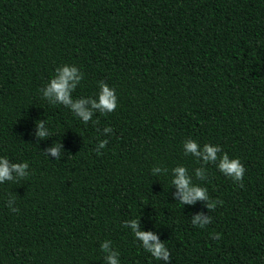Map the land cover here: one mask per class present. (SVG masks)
I'll return each mask as SVG.
<instances>
[{
    "label": "trees",
    "instance_id": "obj_1",
    "mask_svg": "<svg viewBox=\"0 0 264 264\" xmlns=\"http://www.w3.org/2000/svg\"><path fill=\"white\" fill-rule=\"evenodd\" d=\"M65 64L84 74L74 99L99 102L104 81L115 111L84 124L50 104L40 90ZM189 139L238 158L243 187L185 156ZM56 143L59 159L46 155ZM0 157L30 173L0 184V264H105L106 240L120 264H166L124 227L132 219L170 264H264V0H0ZM178 165L214 211L177 201ZM201 212L204 228L191 222Z\"/></svg>",
    "mask_w": 264,
    "mask_h": 264
},
{
    "label": "clouds",
    "instance_id": "obj_2",
    "mask_svg": "<svg viewBox=\"0 0 264 264\" xmlns=\"http://www.w3.org/2000/svg\"><path fill=\"white\" fill-rule=\"evenodd\" d=\"M84 79V74L74 65H63L56 69L54 77L40 91L43 97L50 104H61L71 110V112L80 118L84 124L92 121L96 112L107 114L115 111L118 106L117 96L115 90L110 88L104 81L99 82L100 91L98 93V101L94 97H87L86 99H74L72 93L80 85ZM91 105L86 107V105ZM38 131L36 136L38 139H46L50 136L49 128L43 120L36 121ZM111 127H105L104 133L111 134ZM108 144V140H101L95 148L97 155L102 154V150ZM62 144L56 143L53 147L47 149V156L59 159L62 150ZM184 155H191L196 158L198 162H203V165L215 164L220 172L233 179V181L243 187V178L245 174V166L238 158H230L227 152H223L220 146H213L205 144L203 147L192 139L185 141L183 145ZM223 152L222 155H220ZM29 164L23 163H10L6 157H0V184L5 182H18L21 179L30 175ZM167 168L154 167L152 169L153 175L161 173L167 174ZM172 186L174 185L179 191L177 193L178 199L182 205L195 204L197 201H205L206 207L209 212L215 210L220 201H212L208 195L205 187L195 184L192 175L189 174L187 167L178 165L172 170ZM208 176L206 167L195 168V177L197 180H206ZM16 196H10L7 200V206L12 212H18L19 209L15 207ZM212 217L205 215L203 212L192 217L191 222L194 226L200 228L206 227L211 223ZM124 227L130 228L134 237L142 242V247L149 252L155 259L165 261L170 264L171 253L166 247L165 242L152 231L140 230V219H132L124 222ZM221 235L218 233L212 234V239L219 240ZM101 250L104 253L105 264H120L119 252L114 250L112 242L106 240L101 244Z\"/></svg>",
    "mask_w": 264,
    "mask_h": 264
}]
</instances>
